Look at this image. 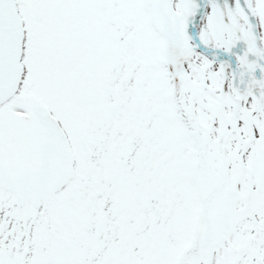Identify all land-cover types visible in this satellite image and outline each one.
<instances>
[{
  "label": "snow or ice",
  "instance_id": "obj_1",
  "mask_svg": "<svg viewBox=\"0 0 264 264\" xmlns=\"http://www.w3.org/2000/svg\"><path fill=\"white\" fill-rule=\"evenodd\" d=\"M0 264H264V0H0Z\"/></svg>",
  "mask_w": 264,
  "mask_h": 264
}]
</instances>
